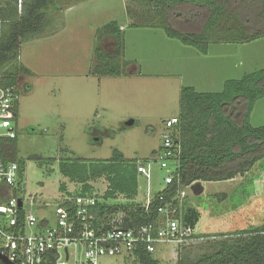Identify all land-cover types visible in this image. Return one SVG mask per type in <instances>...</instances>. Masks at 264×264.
<instances>
[{
  "label": "rangeland",
  "instance_id": "rangeland-1",
  "mask_svg": "<svg viewBox=\"0 0 264 264\" xmlns=\"http://www.w3.org/2000/svg\"><path fill=\"white\" fill-rule=\"evenodd\" d=\"M5 1L0 0V6ZM23 1L17 0L19 11ZM147 1L57 0L47 11L43 33L21 44L18 63L29 74L21 75L18 83L15 157L24 162V169L16 197L25 207L31 205L38 219L48 217L54 222L56 204L78 187L60 174V159L110 160L115 150L127 161L151 164L149 183L139 176L134 199L145 203L147 191L151 196L164 188L165 172L153 161L154 153L161 145L163 122L179 115L181 87L218 92L226 80L264 68V37L247 43L209 44L203 54L168 38L162 29L128 27L139 21L146 6L158 5V0L146 5ZM126 8L131 10L132 21L126 17ZM111 21L124 30L123 58L131 63L124 75L97 77L92 74L97 32ZM3 29L0 19V33ZM226 37L231 36L226 33ZM114 44L109 37L101 42L107 53ZM250 123L264 124V98L255 103ZM61 184H66L67 192L60 191ZM201 185L200 195L184 189L183 201L199 213L195 226L199 236L241 232L264 224V159L243 176ZM93 187L101 196L106 183L101 179ZM118 200L108 203L124 202ZM235 238H198L178 248L179 255L175 245L162 244L153 257L160 264L178 260L193 264L218 250L222 241L232 243ZM78 258L82 259L80 248ZM98 263L125 261L102 257Z\"/></svg>",
  "mask_w": 264,
  "mask_h": 264
},
{
  "label": "trees",
  "instance_id": "trees-1",
  "mask_svg": "<svg viewBox=\"0 0 264 264\" xmlns=\"http://www.w3.org/2000/svg\"><path fill=\"white\" fill-rule=\"evenodd\" d=\"M56 1L24 0L20 11L17 0H6V5L0 6V19L5 24L0 33V86L17 87L18 78L28 76L29 71L18 63L20 46L43 33L47 11ZM157 4L146 6V12L141 11L137 17L139 21L129 23L128 27L162 29L168 38L194 47L203 54L207 53L209 44L247 43L264 37V0H158ZM125 13L131 20V10L126 8ZM226 33L231 37L227 38ZM108 37L115 42L109 53L101 46ZM123 43L124 31L117 21L107 23L97 32L93 53L94 76L118 77L125 74L124 68L131 62L123 58ZM262 98L264 68L239 79L226 80L218 92H198L190 86L181 87L180 112L172 132L173 143L179 152L171 184L153 193L145 207L134 199L138 195V166L148 161H127L117 150L110 160L60 159V174L78 187L71 194L67 192L66 184H61L60 191L67 192L68 197H63L59 206L71 211L76 197H93L96 202L92 208L93 225L96 228L103 227L118 213L123 215L121 227L125 229L157 222V209L171 201L179 189L195 182H222L243 176L264 159V124L253 126L250 123L254 105ZM15 141L16 138L2 144V157L18 164L19 186L24 162L15 157ZM101 179L105 181L106 188L99 196L94 193L93 183ZM17 191L18 188L10 193L16 195ZM119 198L124 202L108 203ZM225 198L223 195L222 200ZM185 204L181 210V221L185 226L195 228L199 213ZM45 223L47 221L41 224ZM227 236L236 238L232 243L222 241L218 250L211 255H202L193 264H264V224L241 232L194 235V238ZM129 260L133 264H160L141 245L123 257L124 264ZM176 264L191 263L178 260Z\"/></svg>",
  "mask_w": 264,
  "mask_h": 264
},
{
  "label": "built area",
  "instance_id": "built-area-1",
  "mask_svg": "<svg viewBox=\"0 0 264 264\" xmlns=\"http://www.w3.org/2000/svg\"><path fill=\"white\" fill-rule=\"evenodd\" d=\"M20 93L18 85L0 86L1 256L12 264H99L98 260L102 257L123 258L140 245L146 252L153 254L156 247L162 244H173L178 249L197 240L194 238V235H198L195 228L185 226L181 221L186 188L179 189L171 201L157 209V222L136 229L121 227L122 213L109 219L103 227L96 228L93 225L92 208L96 204L93 197H76L71 211L57 203L54 222L48 217L38 219L30 211L31 205L25 207L21 199L10 193L20 186L19 166L16 162L5 161L2 157V144L16 138L15 124ZM176 123V117L163 122L161 145L154 158L155 164L165 172L164 187L174 181L177 167L179 151L172 140ZM150 172L149 162L138 166V173L145 178L146 183H149ZM148 193L147 191L146 202L143 203L145 207L151 200ZM18 201L21 202L20 207ZM45 221L47 224H41ZM79 248L82 259H76Z\"/></svg>",
  "mask_w": 264,
  "mask_h": 264
},
{
  "label": "water",
  "instance_id": "water-1",
  "mask_svg": "<svg viewBox=\"0 0 264 264\" xmlns=\"http://www.w3.org/2000/svg\"><path fill=\"white\" fill-rule=\"evenodd\" d=\"M190 189L193 191L194 195H200L203 192V187L201 182H195L191 185ZM21 202L18 201V206L20 207ZM0 262L3 264H12L6 258L0 255Z\"/></svg>",
  "mask_w": 264,
  "mask_h": 264
},
{
  "label": "flooded vegetation",
  "instance_id": "flooded-vegetation-1",
  "mask_svg": "<svg viewBox=\"0 0 264 264\" xmlns=\"http://www.w3.org/2000/svg\"><path fill=\"white\" fill-rule=\"evenodd\" d=\"M18 83H19V78H18V81H17V85H18V87H19V89H20V86H19V84H18ZM2 264H3V263H2Z\"/></svg>",
  "mask_w": 264,
  "mask_h": 264
},
{
  "label": "crops",
  "instance_id": "crops-1",
  "mask_svg": "<svg viewBox=\"0 0 264 264\" xmlns=\"http://www.w3.org/2000/svg\"><path fill=\"white\" fill-rule=\"evenodd\" d=\"M123 31H124V30H123ZM130 62H131V61H130ZM222 85H223V84H221V88H222ZM190 87H193V86H190ZM193 88H194V87H193ZM194 89H195V88H194ZM195 90H196V89H195Z\"/></svg>",
  "mask_w": 264,
  "mask_h": 264
}]
</instances>
